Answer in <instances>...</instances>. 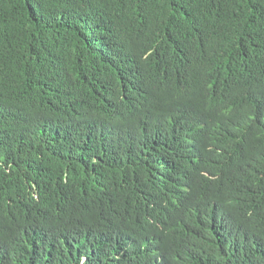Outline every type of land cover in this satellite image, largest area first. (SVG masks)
<instances>
[{"label":"trees","instance_id":"1","mask_svg":"<svg viewBox=\"0 0 264 264\" xmlns=\"http://www.w3.org/2000/svg\"><path fill=\"white\" fill-rule=\"evenodd\" d=\"M0 264H264V0H0Z\"/></svg>","mask_w":264,"mask_h":264}]
</instances>
